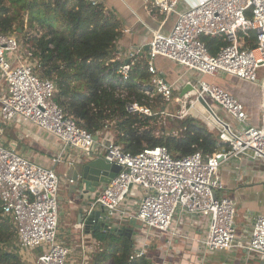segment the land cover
<instances>
[{
    "label": "built area",
    "instance_id": "2783aa9c",
    "mask_svg": "<svg viewBox=\"0 0 264 264\" xmlns=\"http://www.w3.org/2000/svg\"><path fill=\"white\" fill-rule=\"evenodd\" d=\"M88 1L99 4L96 0ZM145 3L164 20L150 30L148 50L133 47L124 52L114 51L101 74L104 85L123 103L127 114L143 119L159 117L166 131L172 127L167 121L171 119L193 117L206 122L226 145L224 150L213 156L196 151L181 157L165 146H157L132 155L124 153L114 140L103 139L100 144L103 151L94 154L100 133L93 135L79 128L74 118L55 103L56 84L41 76L38 61L32 59L33 48L25 42L28 37L21 41L17 36L0 33V77L7 92L0 98L1 123L9 125L20 117L58 140L61 151L51 160L52 164L64 162L63 154L74 151L83 160L102 158L120 167L116 177L91 202L84 217L98 210L107 219L113 215L127 217L150 232L166 234L177 214L200 216L208 221L202 241L206 251L239 248L264 262V216L253 218L247 242L238 241L235 203L219 194L224 187L218 175L219 166L229 159L264 161V83H261L260 122L255 126L250 124L246 106L237 97L207 80L232 76L248 83L257 82V70L264 68V0H145ZM170 18L171 28L164 33L163 26ZM250 33L255 37L254 47L247 48L244 40ZM202 36L222 38L227 45L210 54L200 39ZM158 58L183 67L194 74V79L178 87L169 83L155 66ZM142 64L147 79L138 86L140 96L130 94L127 86L132 70ZM188 85L191 90L181 95ZM168 105L177 111H167ZM178 132L170 131L172 135ZM220 157L223 160L217 162ZM67 165L73 163L69 161ZM80 181L81 176H77L68 183ZM61 183L54 169L29 161L0 140V209L15 228L21 251L42 250L36 264H67L71 252L57 241ZM133 187L140 189L141 197L137 209L129 211L125 202ZM144 255V250H136L130 260Z\"/></svg>",
    "mask_w": 264,
    "mask_h": 264
},
{
    "label": "trees",
    "instance_id": "16d2710c",
    "mask_svg": "<svg viewBox=\"0 0 264 264\" xmlns=\"http://www.w3.org/2000/svg\"><path fill=\"white\" fill-rule=\"evenodd\" d=\"M30 33H28V32ZM0 33L28 37L42 77L57 87L55 103L79 128L95 135L105 128L114 131V143L124 153L135 155L145 148L165 146L184 157L196 151L213 156L226 148L218 133L206 122L193 117L176 120L177 135L156 136V118L143 119L127 114L123 103L113 97L101 74L115 51L121 35V24L112 11L88 0H0ZM29 35V36H27ZM210 54L227 45L222 38L202 36ZM250 33L244 47H254ZM144 65L135 66L127 86L138 96L140 82L147 79ZM97 248L89 264H153L146 255L130 260L132 240L123 232L92 231ZM16 238L10 219L0 209V264H24L9 246Z\"/></svg>",
    "mask_w": 264,
    "mask_h": 264
},
{
    "label": "crops",
    "instance_id": "0c3cea01",
    "mask_svg": "<svg viewBox=\"0 0 264 264\" xmlns=\"http://www.w3.org/2000/svg\"><path fill=\"white\" fill-rule=\"evenodd\" d=\"M96 1L105 10L112 11L120 21L121 35L115 43V51L124 52L133 47H143L146 51L151 38L150 30L157 28L164 17L157 11H152L151 5L145 3V0ZM171 24L170 18L165 22L162 31L167 33ZM155 66L169 83H176L177 87L182 86L189 79H194L193 73L165 59L158 58ZM217 80L224 90L237 97L245 106L247 105V98L243 91L248 90L249 85H245L248 82L232 76H221ZM6 93V84L0 77V98ZM99 133L100 138L93 151L94 154H100L103 151L100 145L103 139L114 140L115 137L109 128ZM0 140L3 145L13 148L29 161L54 169L62 182L58 192L60 223L58 229L59 227L60 230L62 229L63 235L69 234L66 236L68 240L66 242L62 240L61 243L76 244L72 246L78 249L77 254H80L82 258L91 259L97 242L92 239L90 233L98 230L96 227L99 222L94 224L95 228L88 232L79 222L97 194L86 193L81 182L68 183L69 179L82 176L84 165L90 160H83L77 152L66 151L63 154L64 162L52 164L51 160L60 154L61 143L44 130L20 117H16L9 125H3L0 120ZM69 161L73 163L72 166L67 165ZM261 167H264L263 160L229 159L218 169V175L224 187L219 194L232 199L235 203L236 235L238 241L242 243L249 239L253 218L264 216V171H259ZM103 188L104 186H101L96 192H101ZM140 197V189L133 187L125 202L126 209L135 211ZM106 221L105 218L101 220L107 225ZM207 227L208 221L204 217L177 214L169 233L149 231L146 235V229L141 224L132 222L127 217L113 215L108 222L106 232L112 234L123 232L132 240V255L136 250H144L146 257L153 264H262L256 255H248L239 248L229 251H206L202 241L205 239ZM78 236L82 238L78 239ZM85 242L91 249L87 256Z\"/></svg>",
    "mask_w": 264,
    "mask_h": 264
},
{
    "label": "rangeland",
    "instance_id": "374dc122",
    "mask_svg": "<svg viewBox=\"0 0 264 264\" xmlns=\"http://www.w3.org/2000/svg\"><path fill=\"white\" fill-rule=\"evenodd\" d=\"M28 33H30V32H28ZM17 37H18V40H21V41L24 40V38H22L21 36H17ZM256 75H257V82L245 84V85H249L248 90L243 91L246 98H247L246 109H247L248 115H249V122H250V124L255 125V126L259 125L260 116H261V103H262V92H263L261 83H264V68L258 69ZM220 77L221 76L216 77V78L220 79ZM217 79H213V78L209 77L207 80L211 83H215V84L222 87L221 83ZM208 102L212 105V102L210 100H208ZM166 109H167V111L174 112V113L177 111V108H172L170 105H168L166 107ZM218 113L220 116H224L227 119V117L225 115H223L222 112H218ZM196 120L199 121V123L201 122L199 119H196ZM167 121L172 126L170 130H167L169 133L164 128L165 126L163 125L162 119L159 117H156L154 125H153V129H154L153 132L156 136L171 135L172 134V133H170V131L171 132L173 131L172 128L175 127L174 125L176 124V120L171 119V120H167ZM167 126H168V123H167ZM111 131H112L113 136H115L114 131L113 130H111ZM163 131H165V132H163ZM261 170L264 171V167H261L259 169V171H261ZM59 225H60V223H58V226ZM145 231H146V235H148L149 231L148 230H145ZM72 233H73V231H72ZM68 235H63L62 229L60 230V227H59L58 235H57V241L60 243L62 242V240L64 242H66L68 240V238H66V236H68ZM78 237H79L78 239L82 238V237L80 238V236H78ZM75 239H77V238H75ZM66 244H64V245L67 246V248L74 249V250H70L71 252L69 254L67 264H89V262L92 258L88 260L87 257L82 258V256L80 254H77L78 249L72 246V245H76V244H73V243H69L72 245H68V244L66 245ZM9 246L11 248H13V250L18 253V255L21 258V261L24 264H36V261H35L36 257L38 255H40V253H42V250H35L32 252H28V253H26L25 251L24 252L21 251L20 248L18 247L16 238L10 242ZM85 246H86L85 249H86V256H87V254L89 253V251L91 249H89L88 243H86V242H85ZM96 248H97V246H95V250H96ZM143 249H144V247H143ZM261 263L264 264V262H261Z\"/></svg>",
    "mask_w": 264,
    "mask_h": 264
},
{
    "label": "water",
    "instance_id": "95a60500",
    "mask_svg": "<svg viewBox=\"0 0 264 264\" xmlns=\"http://www.w3.org/2000/svg\"><path fill=\"white\" fill-rule=\"evenodd\" d=\"M146 50H148V47H146ZM48 75L49 73H47V77ZM190 90L191 87L189 85L184 87L181 91V95ZM200 103L209 113L212 114L208 105L204 101L200 100ZM222 160V157L216 159L217 162H221ZM120 170L121 169L119 166L115 164H109L102 158H93L86 165H84L80 182L82 183L84 191L86 193L98 194L96 190L101 186L108 185L116 177ZM102 218L107 219L105 216L103 217L102 211L95 210L92 211L87 217L82 216L79 223L86 230V232H88L90 229L95 228L94 224L99 222V225L96 227V229L106 232L108 230V222L110 221V219H107V225H105L101 222Z\"/></svg>",
    "mask_w": 264,
    "mask_h": 264
}]
</instances>
